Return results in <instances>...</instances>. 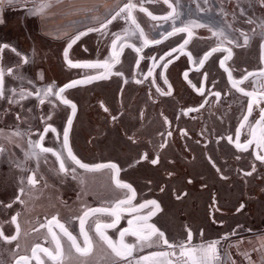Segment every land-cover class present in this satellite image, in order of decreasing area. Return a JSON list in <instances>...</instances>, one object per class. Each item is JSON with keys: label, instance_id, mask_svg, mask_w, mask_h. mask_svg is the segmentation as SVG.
Returning <instances> with one entry per match:
<instances>
[{"label": "flooded vegetation", "instance_id": "af4514ba", "mask_svg": "<svg viewBox=\"0 0 264 264\" xmlns=\"http://www.w3.org/2000/svg\"><path fill=\"white\" fill-rule=\"evenodd\" d=\"M31 2L26 10L0 12L3 26L9 19L14 27L36 20V31L27 36L0 28V264H25L21 257L28 258L27 264H56L43 251L37 250L36 257L32 253L37 244L55 252L48 231L52 217L83 246L79 218L89 209H111L132 195L117 187L115 179L135 192L123 209L154 200L159 210L148 205L138 212L121 211L114 228L102 229L105 234L118 241L129 219L155 211L137 224L155 225L174 246L153 237L151 246H137L119 264H137L141 257H151L141 264H186L179 245L206 247L212 242L213 264H260L264 160L257 157L264 156V147L257 146L252 130L256 128L258 138L256 121L264 110V76L259 75L264 70V0H107L74 12L32 11L36 5ZM129 2L136 6L131 13L136 24L127 13L112 20ZM185 27L191 36L175 31ZM226 49L231 50L228 59ZM67 61L107 62L109 67H73ZM73 81L81 83L60 92ZM253 100L258 103L253 102L249 114ZM65 128L81 162L115 164L119 172L85 171L73 163L64 148ZM237 143L247 145L246 150ZM38 144L53 151L42 152ZM53 153L60 155L66 172L60 171ZM114 219L103 212L86 218L84 230L93 241L86 257L71 249L52 225L64 249L62 264H111V250L95 229ZM12 236L17 238L4 239ZM124 241L136 244V237L126 234ZM248 241L257 244L247 253L243 243ZM160 252L176 255L153 257Z\"/></svg>", "mask_w": 264, "mask_h": 264}, {"label": "snow or ice", "instance_id": "6c2138e0", "mask_svg": "<svg viewBox=\"0 0 264 264\" xmlns=\"http://www.w3.org/2000/svg\"><path fill=\"white\" fill-rule=\"evenodd\" d=\"M165 2L167 3V0H165ZM50 4L49 3H45L41 5L40 11L43 12L44 8L49 7ZM136 6L134 4H132L131 2L124 4L123 7H121L119 9L118 12H116V14L114 16H112V20L116 19L118 16H120L121 13H127V15L129 16V18H131V22L132 24H136L135 18L132 17L131 13H132V9L135 8ZM171 7V5H170ZM141 11H146L145 9L141 8ZM174 11V9H173ZM149 16H151V13H148ZM172 13L169 14V16H171ZM169 17H162V19H168ZM152 19H157V17L152 16ZM108 23H111V20L108 21ZM102 27H106V25H102ZM137 28H139V25H136ZM91 30V29H90ZM141 31V35H143L142 30ZM175 31L177 32H185L187 31L189 36H191V32L189 31V29L187 27L185 28H178L175 29ZM172 33H169V35H171ZM213 35H217V33H213ZM79 37H77L78 39ZM120 37L117 36V40H119ZM75 42V40H73V43ZM148 41L145 40V43H147ZM231 43V41H229ZM188 43V40L184 41V45H186ZM184 45H181V48H183ZM68 47H71V44L68 45ZM116 47V41H113V49H115ZM137 51H139V49H136ZM217 51V49H212V52ZM225 51L228 52V57H226V59L231 57V50L230 49H226ZM113 55L115 56L116 53L114 52ZM211 55L210 53H206L204 59L200 60V64L203 65L204 60H206L208 58V56ZM64 56L65 59L67 60L68 57V50L65 49L64 52ZM27 62V61H25ZM69 63L70 66L73 67H78V66H86V67H96V66H102V67H109V65L107 64V62H105L104 64H87V65H79V64H73L71 61H67ZM221 66H224V61H221ZM9 72H11V69L8 70ZM186 75V74H185ZM248 75H254L253 73H249ZM259 75L264 76V70H261V72L259 73ZM92 79V78H89ZM229 79L231 81V73L229 72ZM244 79H247V76L244 77ZM242 82V81H241ZM77 83H81V81H73L72 83L65 85L64 88L60 89V92L62 93L66 88H70V87H74ZM233 87H238V84L236 81H232ZM2 87H3V74L0 73V95H2ZM239 91L244 92V89L242 88H238ZM52 89L49 88L48 92H51ZM245 95L248 96H253V93L250 92H244ZM217 96H219V93H216ZM261 96H264V93H261ZM65 104H70L71 102L68 100H64L63 101ZM253 102H257L258 101H250L248 104V112L249 114H251L252 112V107H253ZM72 107V111L73 114L75 113L76 110V106L74 104H71ZM248 120V116L244 117V121ZM72 120L71 118H69L68 120V125L69 128L71 126ZM243 126V125H242ZM256 127L260 129V135L257 138V132H256V128H253L252 130V135L253 138L256 139L257 142V146L258 147H264V110L261 111V115H260V119L256 121ZM69 128H65L64 129V148L67 150V154H68V158L75 163L76 165H78L80 168L84 169L85 171H98L100 169L103 168H109L112 169L115 173L119 172V169L117 168V166L115 164H96V165H89L86 163L81 162V160H79L72 152L71 147L69 146V142H68V133H69ZM52 131H55V129H51ZM45 132H48L49 129L45 128L44 130ZM239 137V130L237 132V138ZM41 140H43V136H41ZM229 140L231 141V137H229ZM249 144L252 143V141L250 140L248 142ZM238 148L243 147L245 150L247 148V145H240L239 143H237L236 145ZM37 147H40V150L42 152H52L53 150L51 148H44L42 145H37ZM54 155L57 156V159L60 160V171L61 172H66L67 169L65 168V163L64 161L60 158V155L58 153H53ZM258 159L264 160V156H258ZM153 163H156L157 161L153 160ZM250 175V173H249ZM115 179V177H114ZM29 183L30 184H35V178L34 177H30L29 178ZM115 183L116 186L119 188H126L128 189L132 195L127 199V200H119L116 202V204L111 208H97V209H89L88 211H86L84 213V215L82 217H80V234L81 236H83V246H81V244L77 241V237L74 236L71 232H69L67 230V228L59 222V220L56 217H52V219L48 222V231L49 233L52 235V239L55 242V252H51L49 251L47 248H42L41 245L37 244L33 247L32 249V253H33V257H36V252L37 250L43 251L45 252L49 258L51 260H53L54 262H56V264H62L63 260H64V249L63 246L60 243V239L59 237L56 235L55 232H53L52 230V225H55L56 227H58L60 229V231L63 233V235L65 237H67L68 241L70 242V248L74 249L75 252L77 254H79L82 257H86L88 255H90L93 251V241L92 238L88 235V233L84 230V224L86 221V218L93 213H98V212H103V213H109L111 216H113L115 219L113 220L112 223L109 224H97L96 225V233L98 234L100 240L105 243L107 245V247L111 250L112 253V261L111 264H119V261H123V260H127L128 257H130L134 251V249L139 246V247H145V246H151V244L153 243V237H158L160 240H162L164 245H168L169 248L174 247L173 245H170L168 240L166 238H164V233L161 232L159 229L156 228L155 225L152 224H144V225H138L137 221L139 220H143V221H147L150 216L155 215V211L150 212L148 214V216H144V217H138L135 216L132 219L128 220V225L129 227L124 229L123 231H121L119 233V240L118 241H113L109 236H107L105 234V232L102 229H106V228H114L116 223L119 222L120 220V212L121 211H128L129 213H133V212H138L140 209H143L145 207H147L148 205H152L154 207V209L159 210V205L157 204L156 201L152 200V201H146L143 204H140L138 206V208H128V209H123L121 206L125 205V204H131L132 199L135 198V192L134 190L131 188V185L128 184H124L122 182H120L118 179H115ZM21 193H23V189H21ZM12 222L16 223V217L12 218ZM41 227H44V225H41ZM19 232V225L17 224V234ZM126 234H130L132 236L136 237V244H128L125 243L124 241V237ZM3 233L0 232V236H2ZM17 237L16 236H12V237H4L5 240L7 241H12L15 240ZM191 232H189L188 234V241H191ZM180 248V257L186 262V264H213L214 259L216 258V244L215 242L209 243L206 247L204 246H200V247H189L185 244H181L178 246ZM153 257H167L169 255H176L175 252L173 253H167V252H160V253H153L152 254ZM27 257H21L20 260L25 261V264H27ZM151 257H141L140 261L137 262V264H141L142 261H148L150 260ZM17 264H19V261L17 262ZM167 264H171V261H168Z\"/></svg>", "mask_w": 264, "mask_h": 264}, {"label": "rangeland", "instance_id": "374dc122", "mask_svg": "<svg viewBox=\"0 0 264 264\" xmlns=\"http://www.w3.org/2000/svg\"><path fill=\"white\" fill-rule=\"evenodd\" d=\"M32 1H35L34 5H36L35 9H32V11H38V10L40 11L39 6H41L42 4L38 5L37 2H36L37 0H32ZM56 1L57 0H46L45 2L49 3L51 5H52V3L55 4V6L57 7V8H55V9H57L55 12H59L58 10H60V12H66L65 10H68L70 8V6H73V7L75 6V3L74 4L73 3L72 4L68 3V5L64 4L65 6L58 5V4L55 3ZM85 1H87V0H85ZM102 1H104V0H102ZM29 2H30V0H23V1H20V2H16V0H0V12H9V11L16 10L18 8L20 9V7L23 8L24 10H26L27 7H31V5H32V2L31 3H29ZM95 2H97V0H94L92 2L93 4H91V5L92 6L94 5V7H97L99 5V3H95ZM38 3H39V1H38ZM40 3H42V2H40ZM87 5H90V4H88V3H79L77 6L82 8V6L86 7ZM0 28L6 29V31H9L10 34H13L12 31L15 29L14 31L16 32V34L21 33V34L27 36L28 33L36 31V29H35L36 28V20L35 19H30V20L26 21L25 25H23V26L17 25V26L14 27L13 22L9 19L8 25H4V26L0 25ZM25 28L28 29V31H26ZM9 33H8V35H9Z\"/></svg>", "mask_w": 264, "mask_h": 264}, {"label": "crops", "instance_id": "0c3cea01", "mask_svg": "<svg viewBox=\"0 0 264 264\" xmlns=\"http://www.w3.org/2000/svg\"><path fill=\"white\" fill-rule=\"evenodd\" d=\"M38 1H39V3H38ZM45 1L46 0H43V1L42 0H37L36 2H37L38 5H41V4H45L46 3ZM93 1L94 0H87V1H85V0H57L55 3L58 4V5H63V6L68 5V3H71V4L75 3L74 7L70 6V8L68 10H65L66 12H74V11L90 10V8L94 7V5L93 6L91 5V4H93L92 3ZM104 1H106V0H104ZM104 1L97 0V2H95V3H99V5H101V3H103ZM40 2H42V3H40ZM79 3H88L90 5H87L86 7L82 6V8H81V7L77 6ZM39 8H41V6H39ZM55 8H57V7L55 6V4L52 3V5L50 4L49 7L44 8V11H56L57 9H55ZM58 11L60 12V10H58ZM258 243H259L258 244L259 246H261V247L264 246V241H261V242L259 241ZM256 244L253 241L252 242H250V241L244 242L243 243V248L248 253V249L253 248ZM258 257L262 259V261H261L262 263L260 262V264H264V255L262 256V255L257 254V258Z\"/></svg>", "mask_w": 264, "mask_h": 264}]
</instances>
